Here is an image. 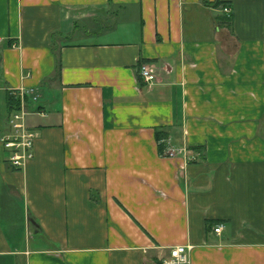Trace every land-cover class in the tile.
<instances>
[{
	"label": "crops",
	"instance_id": "obj_1",
	"mask_svg": "<svg viewBox=\"0 0 264 264\" xmlns=\"http://www.w3.org/2000/svg\"><path fill=\"white\" fill-rule=\"evenodd\" d=\"M32 89L0 264H264V0H0V137Z\"/></svg>",
	"mask_w": 264,
	"mask_h": 264
},
{
	"label": "built area",
	"instance_id": "obj_2",
	"mask_svg": "<svg viewBox=\"0 0 264 264\" xmlns=\"http://www.w3.org/2000/svg\"><path fill=\"white\" fill-rule=\"evenodd\" d=\"M223 13L230 16L231 10L223 8ZM140 76L145 84L152 85L157 81V73L149 65H142ZM11 94L20 101L21 108L12 112L8 120L9 132L0 137V145L10 153V163L15 169H23L34 158L36 134L26 123V118L30 114V103H38L41 95L37 90L10 91ZM29 100V102H28ZM42 116H47L44 112L37 111ZM186 149H174L166 147L164 156L175 158ZM223 226L215 229L216 234H221ZM191 249L186 246L173 247L169 255L160 261V264H192L190 257Z\"/></svg>",
	"mask_w": 264,
	"mask_h": 264
},
{
	"label": "trees",
	"instance_id": "obj_3",
	"mask_svg": "<svg viewBox=\"0 0 264 264\" xmlns=\"http://www.w3.org/2000/svg\"><path fill=\"white\" fill-rule=\"evenodd\" d=\"M228 3H216L215 4V7L219 8V7H223V8H226L228 7ZM225 15V14H224ZM223 22L226 23V25H230L232 23V16H225ZM61 68H62V64H61V60L58 59L57 62H56V71L57 72H60L61 71ZM29 102V100H28ZM7 108H8V113L11 115L12 112L14 111H17L21 108V104H20V101L18 99H16L12 94L11 92L9 91L8 92V95H7ZM165 138L164 134H162L161 132H157V141L159 143V150L160 152L162 153L164 151V144L161 143V141Z\"/></svg>",
	"mask_w": 264,
	"mask_h": 264
}]
</instances>
